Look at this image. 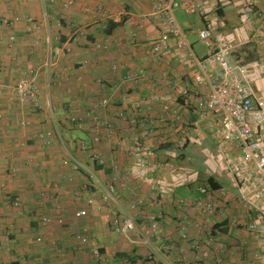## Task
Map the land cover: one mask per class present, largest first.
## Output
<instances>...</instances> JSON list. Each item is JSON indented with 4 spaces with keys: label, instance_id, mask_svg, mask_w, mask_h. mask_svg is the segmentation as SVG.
Here are the masks:
<instances>
[{
    "label": "crops",
    "instance_id": "0c3cea01",
    "mask_svg": "<svg viewBox=\"0 0 264 264\" xmlns=\"http://www.w3.org/2000/svg\"><path fill=\"white\" fill-rule=\"evenodd\" d=\"M159 1L173 0H75L71 8L64 7L65 0L46 3L43 0H0V18L11 23L0 27V264H157L147 256L150 246L146 239L164 256L167 255L165 247L175 244L177 251L172 261L185 264L181 260L191 259L193 253L180 240L183 234L180 219L186 220L185 229L191 237L206 236L197 232L194 225L209 223L211 218L192 210L179 212L177 208L180 199L198 196L196 188L187 186L190 194L182 198L178 188L183 183L179 181L173 185L172 199L164 204L130 211L134 198L148 196L146 185L141 193L135 187L136 181L131 180L128 189L117 193L123 211L133 213L138 223L134 233L136 243L127 242L117 232V226L125 219L124 212L114 203L103 204L104 191L75 164L78 161L96 172L102 181H111L112 168L91 163L88 154L79 148L80 142L92 141L95 122L86 115L100 99L108 97L111 101L108 109H99L103 120H112L137 103L142 104L143 112L149 111L151 115L166 107L163 109L157 104L153 108L151 102H145L149 95L171 90L172 83L192 87L193 69L179 62L174 53V41L171 49L159 58L148 52V42L167 29L161 19L150 17ZM204 1L208 11L206 19L197 14L187 15L180 9L175 11L193 51L199 58L207 55V48L200 42L206 48V52L200 53L192 39L199 40L198 30L213 29L217 25L219 31L231 37L232 61L237 69L239 65H247L248 76L243 77L244 83L255 98L264 96V0ZM177 13L189 18L182 24ZM216 14L223 20L222 24L215 22ZM237 29V37L233 38L230 33ZM134 33L138 35L136 43L131 41ZM214 34L219 33L214 31ZM12 36H15L14 41ZM98 41H109V49H96ZM56 51H59L57 58ZM113 64L118 65L117 70L113 69ZM139 68L147 71L142 86L125 84L123 78ZM32 73L37 76L41 89L40 107L22 105L15 99V85ZM164 73L170 76V82H166ZM174 106L172 103L171 107ZM179 107L185 119L191 123L198 121L199 141L211 136L209 120L199 121V114L192 107ZM71 116L79 118L77 124L71 123ZM22 121L30 124L21 126ZM187 136L176 135L173 142L159 148L155 179L167 177L170 181L172 160L185 159L175 150L184 151L197 142L193 140L181 147ZM100 137V143L92 146L93 153L104 155L109 163L123 165V169L131 166L127 129L113 136L100 131ZM165 162L166 165L161 166ZM224 176L226 183L231 181L226 173L220 175ZM231 184L236 189L234 183ZM17 197L21 200L19 208L13 204ZM89 199L95 200L93 206L88 205ZM59 206L62 211L58 210ZM82 208L88 214L79 219L76 212ZM148 211L165 215L161 239L148 235L149 223L144 216ZM41 214L51 215L53 223L38 224ZM225 217L241 220L235 208ZM85 229L89 230L90 242L81 244L76 235ZM224 231L230 243L237 244L238 229L230 226ZM39 237L43 239L41 242ZM91 242L96 243L104 257L102 260L92 252ZM233 246L225 254L226 264H248L245 252Z\"/></svg>",
    "mask_w": 264,
    "mask_h": 264
},
{
    "label": "built area",
    "instance_id": "2783aa9c",
    "mask_svg": "<svg viewBox=\"0 0 264 264\" xmlns=\"http://www.w3.org/2000/svg\"><path fill=\"white\" fill-rule=\"evenodd\" d=\"M54 0H43L46 2ZM75 0H65L64 7L71 8ZM182 10L187 15L197 14L204 19L207 17L204 0H173L172 2L159 1L151 11L150 17L161 19L166 24V31L150 42L148 52L154 58L161 57L175 43V52L179 62L184 66L193 69L192 87L172 83V89L162 93L154 92L145 100L151 102L153 108L160 104L162 112L151 114L143 112L142 104L137 103L134 108H127L115 115L112 120H103L99 109L106 110L110 106V98L104 97L93 105L87 113V117L95 122V132L91 143L80 142L79 148L88 154L89 161L101 167H110L113 170L110 182H104L94 171L86 169L76 161V166L83 169L90 177V180L104 191L102 203L116 204L120 211H123V204L118 199L117 193L129 188L131 180L136 181V189L143 191L146 185L148 196H137L130 204V211L149 208L153 205L164 204L166 200L173 197V185L181 181L184 185L196 188L198 196L195 198L180 199L177 203L178 211L192 210L205 218H211L209 223H196L194 228L197 232L206 234L205 237L193 238L186 226V220L180 219L183 223V234L180 240L188 245L193 253L191 259L183 258L185 264H226L225 254L232 245L237 247L249 261L248 264H264V96L255 98L252 91L244 83L243 77L248 76L247 65L238 67L232 61L233 43L230 37L214 34L213 29L205 27L198 30L200 42L207 48L205 57L199 58L192 49L187 39V32L178 23L175 16L176 10ZM10 21L0 18V27L10 26ZM264 35V34H263ZM137 33L132 35L131 41H138ZM15 40V36L11 37ZM96 49H109V41L95 43ZM59 57V51L55 52ZM117 70L118 65L113 64ZM147 71L139 68L136 73H129L123 78L125 84H132L140 88L143 84ZM166 82H170V76L164 73ZM102 79L99 82L102 83ZM15 99L18 103L31 104L40 107L41 89L37 82L35 73L25 76L15 85ZM126 98V97H125ZM126 99H124L125 102ZM129 103V102H125ZM174 103L175 106L171 107ZM195 109L199 114V121L209 120L212 136L218 141L227 154L218 157L213 165L214 174L226 173L231 182L234 183L238 194L231 193L223 186L214 188L211 184L204 182L195 185L196 177L193 173L186 171L184 174L169 175L170 181L166 179L157 180L153 177L158 164H156L159 148L173 142L176 135H188L184 138L181 147L199 141L201 129L198 121L191 123L182 115L179 107ZM165 106V107H164ZM147 113V114H145ZM72 124H77L79 118L71 116ZM28 121H22L21 126H28ZM127 129L130 134L131 147L129 154L132 158L130 164L123 169V165L106 160L101 154L93 153L92 146L101 141L100 131L113 136ZM60 137V136H59ZM61 140V139H60ZM165 155L167 153L165 152ZM164 155V156H165ZM169 154L168 156H170ZM216 159L215 157L210 160ZM213 161V160H212ZM166 162L161 166H165ZM224 168H223V167ZM221 173V174H222ZM220 174V175H221ZM213 177V176H212ZM217 177V176H214ZM178 184V183H177ZM16 208L21 206L20 198L13 202ZM94 199H89L88 205L93 206ZM61 206L58 207L59 211ZM232 208L240 213V221L226 218ZM124 212L125 219L117 226V232L127 242L136 243L134 233L138 230V223L133 213ZM88 211L85 208L76 212V217L83 219ZM145 219L149 223L148 235L153 239H161L162 225L165 215L162 212L153 213L148 211ZM60 220V218H59ZM229 221V224H225ZM231 221V223H230ZM53 223L51 215L41 214L38 224L49 226ZM62 223V222H60ZM232 226L240 232L237 244L230 243L226 237L225 229ZM89 230L78 233L76 236L79 243H89ZM246 235V236H243ZM149 238V239H150ZM43 239L38 238L41 242ZM149 245L150 260H156L157 264H174L172 257L177 251L175 244L165 247L166 256L160 254L153 242L145 240ZM91 250L100 260L104 257L95 242H91Z\"/></svg>",
    "mask_w": 264,
    "mask_h": 264
},
{
    "label": "rangeland",
    "instance_id": "374dc122",
    "mask_svg": "<svg viewBox=\"0 0 264 264\" xmlns=\"http://www.w3.org/2000/svg\"><path fill=\"white\" fill-rule=\"evenodd\" d=\"M177 14H178L177 16L179 17V22H181L182 24L185 22V19L189 18L184 13L183 14L177 13ZM214 19L216 20L215 21L216 23H219V22L221 24L223 23V20L220 17H218L217 14L214 15ZM238 28H240V27H238ZM213 30L217 31L220 35H222L224 37H229L228 36L229 33L224 34L223 32L219 31L217 25L215 28H213ZM233 32H231L230 35L233 38H236L237 34H238V29L236 31H233ZM192 40L194 41V45L196 46V49L200 53L206 52V48L200 43V41L198 40L197 37H194ZM78 135L81 136L82 134L79 133ZM204 140L205 141H197V142L191 143L187 147V149L184 151H176L175 150V153H177L179 155H181V154L184 155L185 159H178L179 158L178 157L177 159L172 160V162L170 164V168L172 169L173 173L184 174L186 171L193 173L196 177V180H195L196 186L204 183L206 177H208V176H213V177L217 176L218 179L221 178V182L224 184L223 187L225 188V190H227V191L231 190L232 193L238 194L237 190L233 189L231 181L226 183L227 182L226 176L220 177V174L217 171H216L217 174H214V172H213V169H215V170L219 169V167L218 168L213 167V165L217 164L216 163L217 158L218 157H224L227 154L223 151L220 143L218 141H216V139H214L212 135L210 137L206 136L204 138ZM212 157H215L216 159H212L213 161L210 160V158H212ZM217 165H219V164H217ZM220 173H222L221 170H220ZM178 190H179L178 194L182 198H186L190 194L189 188H187V186L184 184H183V186H180V188H178Z\"/></svg>",
    "mask_w": 264,
    "mask_h": 264
},
{
    "label": "trees",
    "instance_id": "16d2710c",
    "mask_svg": "<svg viewBox=\"0 0 264 264\" xmlns=\"http://www.w3.org/2000/svg\"><path fill=\"white\" fill-rule=\"evenodd\" d=\"M205 182L211 184L214 188L223 186V183H221V181L217 179L216 177H209L208 179L205 180Z\"/></svg>",
    "mask_w": 264,
    "mask_h": 264
},
{
    "label": "clouds",
    "instance_id": "9594fccd",
    "mask_svg": "<svg viewBox=\"0 0 264 264\" xmlns=\"http://www.w3.org/2000/svg\"><path fill=\"white\" fill-rule=\"evenodd\" d=\"M210 177H212V176H210ZM217 178V177H216ZM218 179V178H217Z\"/></svg>",
    "mask_w": 264,
    "mask_h": 264
}]
</instances>
